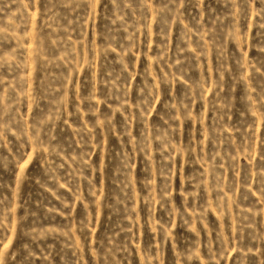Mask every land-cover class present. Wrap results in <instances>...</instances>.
I'll return each instance as SVG.
<instances>
[{
    "label": "rangeland",
    "instance_id": "374dc122",
    "mask_svg": "<svg viewBox=\"0 0 264 264\" xmlns=\"http://www.w3.org/2000/svg\"><path fill=\"white\" fill-rule=\"evenodd\" d=\"M0 264H264V0H0Z\"/></svg>",
    "mask_w": 264,
    "mask_h": 264
}]
</instances>
